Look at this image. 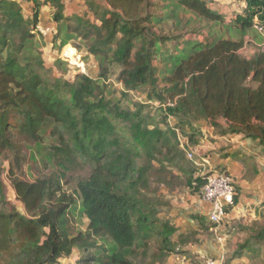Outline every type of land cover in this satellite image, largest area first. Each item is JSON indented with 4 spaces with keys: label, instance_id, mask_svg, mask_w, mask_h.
Listing matches in <instances>:
<instances>
[{
    "label": "trees",
    "instance_id": "trees-1",
    "mask_svg": "<svg viewBox=\"0 0 264 264\" xmlns=\"http://www.w3.org/2000/svg\"><path fill=\"white\" fill-rule=\"evenodd\" d=\"M26 1L32 17L16 0H0V149L16 151V139L37 143L49 131L55 143L47 161L56 171L34 182L11 171L27 215L7 200L0 171V264H63L75 252L76 264H166L185 254L196 235L162 216L168 204L160 191L171 190L179 175L200 196L212 174L229 175L218 167L196 176L186 150L200 144L199 126L264 146V52L242 55L246 37L264 27V0H244L243 13L228 23L206 0H161V13L156 0H84L94 22L66 17L63 0ZM46 6L56 10L53 42H86L98 60L97 78L79 74L70 82L45 67L37 36ZM180 12L224 27L226 38L186 41L158 29ZM114 67L125 90L144 89L146 102L131 110L107 96ZM153 104L157 122L144 114ZM79 171L75 193L67 194L64 185ZM78 212L89 221L87 231L77 228ZM191 219L210 224L201 215ZM242 230L247 239L235 258H257L264 224Z\"/></svg>",
    "mask_w": 264,
    "mask_h": 264
},
{
    "label": "rangeland",
    "instance_id": "rangeland-1",
    "mask_svg": "<svg viewBox=\"0 0 264 264\" xmlns=\"http://www.w3.org/2000/svg\"><path fill=\"white\" fill-rule=\"evenodd\" d=\"M206 1L214 11L222 14L226 18L227 23L244 11V0ZM63 3L65 5L64 15L66 17L78 16L92 22L95 21L94 16L89 13L84 0H63ZM156 3H158L159 8L163 5L161 0H156ZM24 7L26 16L32 17L31 10L33 4L32 7L28 4ZM55 11L54 8H44L43 10L41 9L40 13L38 31L41 34L37 36V41L42 52V60L45 67L50 70L54 78L65 79L70 82H73L79 74H87L93 78H97L99 71L98 60L89 54L86 42L75 39L63 48L59 47V44L53 42L58 27L53 20ZM158 12L161 13V8L157 10V13ZM177 17L178 18L174 20L164 22L158 29L171 36H182L186 41L210 42L213 40L214 36L216 38H226L227 36L224 27L220 25L193 20L191 14H186L184 12L178 13ZM178 21H181V23H178ZM47 27H53L50 28L53 30L48 31L46 29ZM231 35L234 39L238 38L235 32H231ZM168 46L170 47V44ZM66 51L70 54L69 61L73 63L71 65L62 60L63 54ZM257 52H264V35L253 32L246 37V45L242 50V55L250 58ZM58 61H62L64 65L59 66L57 64ZM159 63L160 62H156L158 65ZM81 64L83 66L79 68L78 66ZM119 73L120 68L114 67L108 79L105 81L107 85V96L110 99L119 100L123 108L134 110L135 103H144L147 101V95L145 91H143L144 89L135 92H127L118 81ZM153 105L154 107L146 109L144 114L150 113L157 122L161 119V116L159 112L155 111L157 104ZM15 141L16 151L0 149V171L2 172V181L5 187L7 200L20 213L27 215L24 205L17 199L15 190L12 186V181L10 179L11 171L14 172L16 177L30 182H34L44 176L52 175L56 169L48 163L47 156L51 146H53L55 142L50 137L49 131H47L40 142L37 143L24 138H19ZM253 144L256 145V143ZM234 156L235 155L232 154L228 158L232 160ZM193 161H196L195 156ZM197 168L199 169L198 166ZM80 174H84V172H77L73 179L69 181L68 184L64 185L67 194L75 193L76 183L74 179L78 178ZM205 174L206 172L201 174V172L198 171L196 176L199 177ZM177 178L180 180H174L171 190L163 188L160 191L163 195L164 202L168 204V207H164L161 210L162 216L171 220L176 227L182 225V227L185 228L186 224L184 221L187 222L189 219V209L195 205L194 198L198 195H192L191 190L184 186V180H181V176L178 175ZM261 188L263 189L264 185H261ZM262 191L264 192V190ZM263 197L262 195V198H260V201L263 202H260L257 206L260 208H258L256 217L251 214H244V216L238 214L240 217H237L238 215L234 217L229 213L230 217L226 218L219 226L213 227V224L207 222L204 228L194 221L197 228L191 231L189 229L190 232L188 231V233H195L196 236L193 238L195 243L192 242L193 244L186 245L184 251L187 252H185V254H173L171 257L177 256V258H173L172 261L168 260L166 264H179L178 260L184 261L185 264H205L207 260H212L215 264H227L229 262L232 264H263L264 248H262L257 258H235L238 245L247 239V235L243 232L242 227L250 225L254 221H259L264 224ZM76 219L77 228L80 231H87L89 221L79 212L76 214ZM205 246H208V248L206 249ZM186 248L189 250H186ZM210 248L212 250L211 252ZM202 257L205 258V260ZM79 258L80 253L75 252L70 259H66L62 263L76 264Z\"/></svg>",
    "mask_w": 264,
    "mask_h": 264
},
{
    "label": "crops",
    "instance_id": "crops-1",
    "mask_svg": "<svg viewBox=\"0 0 264 264\" xmlns=\"http://www.w3.org/2000/svg\"><path fill=\"white\" fill-rule=\"evenodd\" d=\"M16 1L22 5L23 9L26 4L30 7H32L33 4L26 0ZM245 7L246 4L244 3V9ZM44 8L50 9L52 7L46 6ZM44 8H42V10ZM50 28L53 27H47L46 29L48 31L53 30ZM220 124L223 127H227L226 123ZM199 128L204 137L202 136L203 139H201L200 144L196 148H189V150H194L196 161L203 165L202 168H199V171L201 174H204V172H212L218 167L224 168V170L233 177L238 199V202L232 207L229 213L234 217L238 214L240 216L251 214L256 217L258 208H260L257 206L260 202H263L260 201V198H262V195L264 196V192L262 191L264 188H261V185H264V146L258 144L254 145L251 140L245 139L241 135L222 136L207 123L201 124ZM232 154L235 156L234 159L230 160L228 157ZM206 162L209 164H206ZM194 204L195 205L189 209V219L187 222L184 221L186 224L185 228L182 227V225L177 226L181 229L182 233H188L189 229L191 231L197 228L191 216L201 215L208 219L211 205L204 203L201 199V195L194 198ZM229 213L227 218L230 217ZM239 215L237 217H240ZM205 247L206 249L208 248V246ZM186 250L189 249L186 248ZM211 251L210 248V252ZM173 258H177V256L170 257L169 261H172Z\"/></svg>",
    "mask_w": 264,
    "mask_h": 264
},
{
    "label": "built area",
    "instance_id": "built-area-1",
    "mask_svg": "<svg viewBox=\"0 0 264 264\" xmlns=\"http://www.w3.org/2000/svg\"><path fill=\"white\" fill-rule=\"evenodd\" d=\"M257 31L264 35V27L260 24L256 26ZM70 54L66 51L63 54V59L70 65L73 64L69 61ZM83 65H79L81 68ZM190 151V152H188ZM187 156L193 161L195 156L194 150H186ZM195 165L202 168L203 165L197 161H194ZM206 164H209L206 162ZM236 196V187L233 177L229 174L214 173L208 180L207 184L201 191V199L204 203L211 205V211L208 214L209 222L213 225L219 226L228 215L227 209L234 206V198ZM203 258V257H202ZM205 260V258H203ZM179 264H185L184 261L178 260ZM205 264H215L212 260H207Z\"/></svg>",
    "mask_w": 264,
    "mask_h": 264
}]
</instances>
